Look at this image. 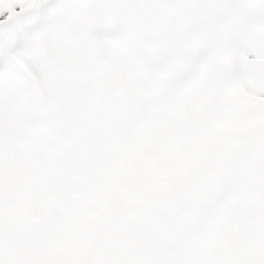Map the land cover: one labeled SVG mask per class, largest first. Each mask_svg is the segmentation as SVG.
Listing matches in <instances>:
<instances>
[{
	"label": "snow or ice",
	"instance_id": "6c2138e0",
	"mask_svg": "<svg viewBox=\"0 0 264 264\" xmlns=\"http://www.w3.org/2000/svg\"><path fill=\"white\" fill-rule=\"evenodd\" d=\"M0 264H264V0H0Z\"/></svg>",
	"mask_w": 264,
	"mask_h": 264
}]
</instances>
